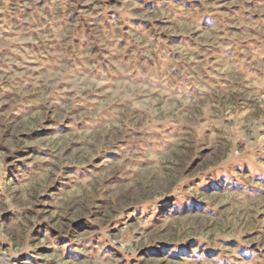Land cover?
I'll return each instance as SVG.
<instances>
[{
    "label": "rangeland",
    "instance_id": "374dc122",
    "mask_svg": "<svg viewBox=\"0 0 264 264\" xmlns=\"http://www.w3.org/2000/svg\"><path fill=\"white\" fill-rule=\"evenodd\" d=\"M0 264H264V0H0Z\"/></svg>",
    "mask_w": 264,
    "mask_h": 264
}]
</instances>
